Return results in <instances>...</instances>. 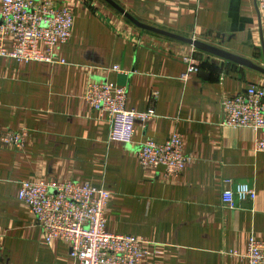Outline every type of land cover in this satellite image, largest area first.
Segmentation results:
<instances>
[{
	"label": "crops",
	"instance_id": "crops-1",
	"mask_svg": "<svg viewBox=\"0 0 264 264\" xmlns=\"http://www.w3.org/2000/svg\"><path fill=\"white\" fill-rule=\"evenodd\" d=\"M52 1L73 13L71 38L52 60L0 56V135L27 131L20 150L0 142V264H74L65 243L43 240L18 199L22 180L109 191L106 229L144 240L147 264H250L249 239L264 241V152L255 149L264 133L222 125L221 102L249 82L264 87V74L142 30L104 0ZM113 1L141 23L264 66V10L255 0ZM182 54L200 61L189 75ZM115 65L123 72L110 71ZM102 81L126 87L129 109L153 106L151 117L134 120L130 142L110 138L107 115L84 99L88 83ZM174 132L191 158L180 174L142 167L138 144ZM238 183L255 200L235 197L230 207L221 193Z\"/></svg>",
	"mask_w": 264,
	"mask_h": 264
},
{
	"label": "built area",
	"instance_id": "built-area-1",
	"mask_svg": "<svg viewBox=\"0 0 264 264\" xmlns=\"http://www.w3.org/2000/svg\"><path fill=\"white\" fill-rule=\"evenodd\" d=\"M255 2L264 10V0ZM0 3V56L19 61H51L54 47L70 40L73 13L67 4L52 0ZM180 59L187 65L186 75L197 70L200 63L194 54H182ZM110 71L123 72L118 65ZM157 95V91L152 93L151 102H155ZM84 99L91 109L107 115L109 137L125 142H130L135 133V119L146 120L154 114L152 105L143 113L127 108L126 87L107 81L88 83ZM221 106L222 125L264 133V87L249 82L243 92L223 99ZM26 138V130H7L1 133L0 142L20 150ZM255 149L264 152V135L255 140ZM136 157L142 167L162 166L166 177L179 175L191 160L183 151V137L175 132L161 142L147 139L138 144ZM17 196L34 216L43 240L65 243L74 264H147L144 240L106 229L109 191L71 180H22ZM255 196L253 188L238 183L234 189L223 190L221 200L232 207L235 197L254 201ZM243 257L250 264H264V241L251 237Z\"/></svg>",
	"mask_w": 264,
	"mask_h": 264
},
{
	"label": "water",
	"instance_id": "water-1",
	"mask_svg": "<svg viewBox=\"0 0 264 264\" xmlns=\"http://www.w3.org/2000/svg\"><path fill=\"white\" fill-rule=\"evenodd\" d=\"M104 1L106 3H108L111 7H113L116 11L121 13L126 19H128L136 27H138L142 30L149 31L152 33H156L158 35L183 42L187 45L192 46L193 48H195L199 51L208 53V54L213 55L215 57L222 58L228 62H232V63H235L239 66L246 67L248 69H251V70H254V71L259 72L261 74H264V66L263 67L259 66V65L255 64L254 62H252L251 60L245 58V57L236 55V54L231 53V52H229L223 48L217 47L215 45H212L210 43H206V42L198 40V39L184 37V36H181V35H178L175 33H171L169 31H165V30L153 27V26L145 24V23H141L137 19H135L133 16H131L129 13H127L123 8H121L113 0H104Z\"/></svg>",
	"mask_w": 264,
	"mask_h": 264
}]
</instances>
